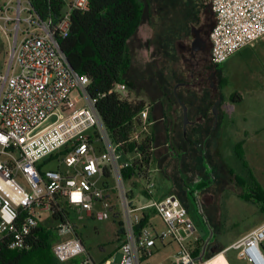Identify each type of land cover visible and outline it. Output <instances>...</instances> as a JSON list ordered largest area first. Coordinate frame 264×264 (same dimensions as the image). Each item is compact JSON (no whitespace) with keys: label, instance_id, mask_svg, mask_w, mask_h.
<instances>
[{"label":"built area","instance_id":"2783aa9c","mask_svg":"<svg viewBox=\"0 0 264 264\" xmlns=\"http://www.w3.org/2000/svg\"><path fill=\"white\" fill-rule=\"evenodd\" d=\"M208 1L215 15L210 33L214 65L226 63L264 36V0ZM90 3L64 0L59 14L50 10L42 17L33 0H0V37L10 53L5 72H0V252L2 247L29 250L36 229L61 211L60 203L75 213L76 223L92 217L109 220L113 188L98 184L107 166L115 173L123 207L120 264H145L157 245L167 242L178 246L172 264H209L217 255L211 256L208 244L196 239L191 247L186 242L196 228L179 196L141 207L131 204L123 171L141 160V153L127 154L112 141L96 107L99 98L88 92V77L72 68L60 45L70 33L72 13L89 11ZM114 91L125 94L128 88L121 84ZM138 117L141 128L135 142L150 135L148 110ZM51 163L56 169L47 168ZM146 179L145 191L152 196L154 185ZM144 214L157 215L165 230L158 232L150 222L139 227ZM57 235L53 254L60 263L83 256L84 264H91L72 221L58 225ZM263 243L264 222L222 254L235 250L248 264H264ZM196 250L199 255L194 256Z\"/></svg>","mask_w":264,"mask_h":264},{"label":"crops","instance_id":"0c3cea01","mask_svg":"<svg viewBox=\"0 0 264 264\" xmlns=\"http://www.w3.org/2000/svg\"><path fill=\"white\" fill-rule=\"evenodd\" d=\"M139 1L142 6L144 4L146 13L138 32L127 44L130 66L126 79L132 85L131 98L144 101L145 109L149 112V130L155 145L147 178L152 181L156 174L155 165L158 163L162 175L172 180L173 184L180 185L179 198L185 205L186 193L181 188L183 181L180 168L184 171L193 170L212 183V174L203 163L205 156L214 173L213 186L208 191L222 185L224 172H234L225 160L233 157V151L228 145L234 144L235 148L237 146L238 128L235 126L236 117L232 107L238 103L240 90L232 89L233 80L228 63L234 57L242 56V52L249 47L221 64L223 67L214 65L210 61L211 52L206 48L203 37L201 38L205 46L196 51L192 48L195 40L192 28L201 26L202 34L206 36L205 5H209L208 0H201L203 16L198 17L190 11L177 17L173 8L168 12L165 6H155L153 0ZM139 72L142 73L141 77L137 74ZM219 100L220 113L217 118L213 108ZM224 152L230 153L228 157H224ZM128 182L129 199L134 207H141L171 194L154 192L149 196L145 191L147 179L141 176H135ZM112 188L114 190L109 192L112 213L121 216L123 207L119 195L113 197V192L117 190ZM222 195L223 192L218 194L216 201L222 198ZM256 211L259 212V220L252 223L250 228L241 230V234L233 238L224 249L264 222L260 209ZM218 214L216 207L215 217ZM258 214L254 212L249 218ZM152 217L153 214L150 217V225L157 228ZM217 223L215 219V226ZM223 255L225 256V253Z\"/></svg>","mask_w":264,"mask_h":264},{"label":"rangeland","instance_id":"374dc122","mask_svg":"<svg viewBox=\"0 0 264 264\" xmlns=\"http://www.w3.org/2000/svg\"><path fill=\"white\" fill-rule=\"evenodd\" d=\"M153 3L158 8L165 6L168 12L173 8L177 17L186 15L188 11L196 17L203 16L201 0H153ZM145 13L146 8L143 4V20ZM213 24L214 20L206 28L207 36L204 39L206 48L210 52V33ZM9 61V46L4 37H0V72H5ZM228 66L231 69L233 80L232 89L240 90L238 91L240 96L237 97L238 103L232 107L234 117H236L235 126L238 128L237 146L235 148L234 144L228 145L229 149L231 148L233 151L231 153L233 157L225 160L232 166L234 172L231 174L224 172L222 185L208 191L213 186L214 173L205 156L203 163L207 165L209 173L212 174L210 176L212 183L193 170L184 171L180 168V177L183 181L181 188L186 193L185 205L196 228L195 235L187 239L186 242L189 246L195 247L196 239L201 240L208 244L211 256L222 253L224 247L241 234V230L250 228L252 223L259 220L260 215L256 210L260 209V206L249 196L255 195L253 190L257 186L264 190V36L252 47L245 49L242 56L231 59ZM137 74L142 76L141 72ZM219 113L220 108H218L217 118ZM52 121L54 119H51ZM228 154L230 153H223L224 157H228ZM56 167V163L47 166L48 169H56ZM145 171L147 174L141 175L143 178L148 177V171ZM155 173L152 177L155 194L160 192L179 196L180 185L173 184L172 180L163 176L158 163L155 165ZM19 181L26 185L24 180L19 178ZM105 181L111 188L118 187L115 173L112 170L111 176L108 179L101 177L98 184L103 186ZM129 183L125 181L124 184L127 187ZM222 192V198L216 201L217 195ZM117 194L119 195V189L112 195L118 197ZM216 207L219 210L217 217L214 215ZM254 212L258 216L249 218V215ZM116 216L111 214V218L105 221H96L92 217L84 222L75 223L77 235L82 239L87 251L97 263L103 262L110 256L111 264H120L121 262L122 255L118 251L121 240H119L118 223L115 221ZM117 218L122 221L121 216ZM262 218L264 219V213H262ZM215 219L218 221L216 226ZM152 220L156 224L158 232L161 233L165 230V225L157 215H153ZM57 226L55 227L57 228ZM168 243L166 246L159 243L145 264H172L171 258L178 250V246L173 242ZM218 263L248 264L235 250L227 251L225 256L222 254Z\"/></svg>","mask_w":264,"mask_h":264},{"label":"trees","instance_id":"16d2710c","mask_svg":"<svg viewBox=\"0 0 264 264\" xmlns=\"http://www.w3.org/2000/svg\"><path fill=\"white\" fill-rule=\"evenodd\" d=\"M33 1L42 17L47 16L50 10L59 14L64 4V0ZM205 9L207 28L213 20L215 22V15L210 4L205 5ZM71 22L68 37L60 41L70 65L79 74L88 77L90 82L88 92L91 97L99 98L96 107L112 141L121 145L120 150L127 154L135 151L141 153L142 159L135 161L131 168L123 171L124 179L129 181L135 176L146 175L145 170H149L153 160L154 137L143 135L140 142L132 141L141 128V119L138 116L145 110L146 103L132 99L130 90L125 94L114 91L117 85L125 84L127 88L132 86L126 79L130 66L127 44L143 22V6L139 0H91L89 11H74ZM205 33L207 36V31ZM126 159L123 154L122 160ZM110 176L111 170L107 166L104 167L103 178L108 179ZM103 186L110 187L107 181ZM253 193L255 195L249 197L259 204L261 212L264 213V190L257 186ZM59 206L61 211L56 210L52 219L45 221L47 224L41 223L36 229L29 250L11 251L7 247H2L0 264H84L83 256L60 263L53 254V247L60 240L55 226L67 221L75 224L77 221V216L65 203H60ZM117 217L120 215L115 217V221L118 223L121 240L124 232L122 222ZM150 217L151 215L144 214L139 227L147 226ZM262 248L264 250V243ZM88 255L91 264H105L111 259L110 256L97 263L89 252ZM197 255L199 250L194 252V256Z\"/></svg>","mask_w":264,"mask_h":264},{"label":"water","instance_id":"95a60500","mask_svg":"<svg viewBox=\"0 0 264 264\" xmlns=\"http://www.w3.org/2000/svg\"><path fill=\"white\" fill-rule=\"evenodd\" d=\"M192 31L195 33V40L192 43L193 51L199 50L200 47L205 46L204 40L201 38L200 33L195 30V28H192ZM221 100L217 101L214 105L213 112L215 116L218 115V108L220 106Z\"/></svg>","mask_w":264,"mask_h":264},{"label":"bare ground","instance_id":"6f19581e","mask_svg":"<svg viewBox=\"0 0 264 264\" xmlns=\"http://www.w3.org/2000/svg\"><path fill=\"white\" fill-rule=\"evenodd\" d=\"M222 253L218 254L209 264H219L218 260L221 257Z\"/></svg>","mask_w":264,"mask_h":264},{"label":"flooded vegetation","instance_id":"af4514ba","mask_svg":"<svg viewBox=\"0 0 264 264\" xmlns=\"http://www.w3.org/2000/svg\"><path fill=\"white\" fill-rule=\"evenodd\" d=\"M193 27V26H192ZM197 29V30H196ZM195 30L200 33V36L203 37V39L206 38L204 34H202L201 26H198ZM194 40V39H193Z\"/></svg>","mask_w":264,"mask_h":264}]
</instances>
